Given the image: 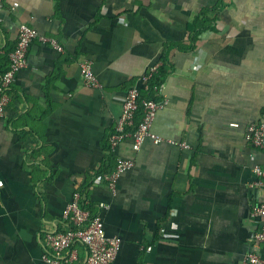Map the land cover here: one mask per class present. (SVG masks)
<instances>
[{
    "label": "crops",
    "instance_id": "obj_1",
    "mask_svg": "<svg viewBox=\"0 0 264 264\" xmlns=\"http://www.w3.org/2000/svg\"><path fill=\"white\" fill-rule=\"evenodd\" d=\"M0 2V78L19 26L39 34L0 120V264H51L45 236L72 228L77 191L122 242L111 264H241L264 202V153L246 140L264 119V0ZM83 60L102 90L84 85ZM158 61L167 99L151 131L189 146L187 173L167 143L107 150L125 92ZM109 155L134 164L114 194Z\"/></svg>",
    "mask_w": 264,
    "mask_h": 264
},
{
    "label": "built area",
    "instance_id": "obj_2",
    "mask_svg": "<svg viewBox=\"0 0 264 264\" xmlns=\"http://www.w3.org/2000/svg\"><path fill=\"white\" fill-rule=\"evenodd\" d=\"M0 8H2L1 2ZM37 39H39V34L36 29L26 24L19 26L16 46L8 55V67L0 78V120L4 117L10 103V91L16 74L26 67L28 50ZM42 40L53 43L47 39ZM78 67L85 86L97 90L103 89V84L95 75L90 61L83 60L78 63ZM162 68L160 61L151 64L140 77V86L133 85L127 89L120 117L107 138V150L113 155L117 147L125 141L132 142L134 151H138L146 140H150L155 145L167 143L183 151L180 170L187 173L190 160L189 146L174 140L165 141L151 131L153 118L167 99L163 85L157 81ZM156 97L161 101H157ZM246 140L256 151L264 153V119L249 126ZM133 166L132 161L117 158L114 169L103 175L101 181L111 194L116 192L120 175ZM254 175L257 182L264 186V170L256 166ZM101 207L105 208L104 205ZM250 214L262 223L254 233L252 246L245 253L241 264H264V202L254 205ZM64 217L69 218L72 228L64 233L51 232L45 236L46 244L53 254L51 257H45L48 263L72 264L77 259L74 251L76 245H81L85 249L83 264H111L113 262L122 242L116 237H106L102 221L90 212L88 203L81 192L77 191L73 195L72 202L64 212Z\"/></svg>",
    "mask_w": 264,
    "mask_h": 264
},
{
    "label": "trees",
    "instance_id": "obj_3",
    "mask_svg": "<svg viewBox=\"0 0 264 264\" xmlns=\"http://www.w3.org/2000/svg\"><path fill=\"white\" fill-rule=\"evenodd\" d=\"M109 160H110V168L108 169L109 171H112L113 169H114V167H115V163L114 164H112L111 162V160H112V156L111 155H109ZM108 171V172H109ZM90 212L92 213V211H91V209H90ZM93 214V213H92ZM94 215V214H93Z\"/></svg>",
    "mask_w": 264,
    "mask_h": 264
}]
</instances>
